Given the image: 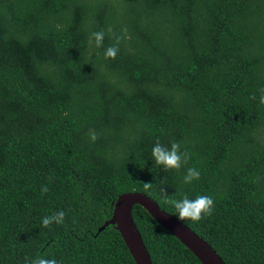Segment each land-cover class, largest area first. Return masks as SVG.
<instances>
[{"label": "trees", "instance_id": "1", "mask_svg": "<svg viewBox=\"0 0 264 264\" xmlns=\"http://www.w3.org/2000/svg\"><path fill=\"white\" fill-rule=\"evenodd\" d=\"M261 89L264 0H0V264H136L115 225L99 230L130 191L176 218L165 194L211 196L182 222L226 264H264ZM157 143L180 145L179 169ZM133 217L153 264H202L144 207Z\"/></svg>", "mask_w": 264, "mask_h": 264}, {"label": "water", "instance_id": "2", "mask_svg": "<svg viewBox=\"0 0 264 264\" xmlns=\"http://www.w3.org/2000/svg\"><path fill=\"white\" fill-rule=\"evenodd\" d=\"M136 205L144 207L161 226L191 250L202 264H226L212 245L186 223L162 209L153 198L145 193L130 191L121 194L114 202L111 219L107 220L99 230H104L111 224L115 225L136 264H153L151 254L133 217V209Z\"/></svg>", "mask_w": 264, "mask_h": 264}, {"label": "clouds", "instance_id": "3", "mask_svg": "<svg viewBox=\"0 0 264 264\" xmlns=\"http://www.w3.org/2000/svg\"><path fill=\"white\" fill-rule=\"evenodd\" d=\"M92 39L95 41V46L100 48L103 46L105 33L103 31L93 32ZM121 37L116 38V44L120 43ZM119 48L117 46H110L105 49L104 56L106 59H115L118 55ZM252 99H255L253 96ZM260 103L264 104V89H261ZM90 139L95 141L98 137L97 134L92 131L89 133ZM180 145L173 143L171 150L162 147L159 143L152 149V157L157 165H162L166 169H179L181 166V156L178 152ZM200 178V172L195 168L189 169V174L184 177L185 184H191L193 180ZM146 190L151 189L153 184L143 183ZM47 191V188L43 189ZM166 202L175 208L177 217L181 221L191 220L199 222L205 215H211L214 210V199L208 195H198L194 199L184 195L182 199H168L165 194ZM65 213L63 211L46 216L42 219L44 227H49L53 223L62 224L64 222ZM32 264H57L55 259H35Z\"/></svg>", "mask_w": 264, "mask_h": 264}]
</instances>
